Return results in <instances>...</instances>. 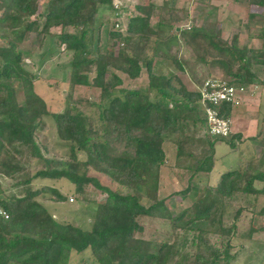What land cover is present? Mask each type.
<instances>
[{
    "label": "trees",
    "instance_id": "1",
    "mask_svg": "<svg viewBox=\"0 0 264 264\" xmlns=\"http://www.w3.org/2000/svg\"><path fill=\"white\" fill-rule=\"evenodd\" d=\"M133 1L120 0L125 8H115L116 0H0V264H69L72 252L85 251L96 264H237L244 251L243 246L236 251L233 242L241 217L255 214L254 203L264 197V140L252 160L240 159L238 165L216 171L215 144L226 138L209 136L198 91H188L171 74L153 73L152 61L165 59L162 49L170 52L182 42L195 62L174 57L172 64L190 75L196 89L208 79L264 87V49L239 48L221 39L216 9L208 3L198 14L204 15L203 23L193 27L190 22L183 30L178 10ZM132 2L139 15L125 18L123 34L104 28L99 8L115 13L122 27V14ZM249 4L264 8V0ZM57 28L59 35L51 32ZM100 29L103 37L121 42L116 53L115 43H99ZM30 33L55 38L71 53L67 104L52 114L70 162L45 157L42 119L50 114L34 91L35 78L23 68L29 53L21 45ZM144 70L149 79L144 91L120 88L121 79L111 73L135 80ZM78 86L98 90V103L85 106L86 100L72 97ZM231 110L224 104L219 116L227 119ZM166 141L175 148V168L209 178L191 205L176 214L158 198ZM227 145L235 147L232 140ZM77 153H84L85 160H77ZM59 179L74 187L78 200L92 197L89 187L105 196L103 202L91 198L87 205L89 230L57 221L37 201L49 192L54 201L67 202L52 187L38 185ZM144 219L156 220L166 230L149 234ZM252 232L250 227L246 241L257 250L244 252V264H264V247L254 244Z\"/></svg>",
    "mask_w": 264,
    "mask_h": 264
},
{
    "label": "rangeland",
    "instance_id": "2",
    "mask_svg": "<svg viewBox=\"0 0 264 264\" xmlns=\"http://www.w3.org/2000/svg\"><path fill=\"white\" fill-rule=\"evenodd\" d=\"M116 0L117 8H123L124 3H119ZM131 1V0H130ZM126 0V2H130ZM251 0H143V5L152 4L155 6L168 5L180 12L181 20L179 26L183 30L188 29L190 22L194 26H199L203 23V16H198L199 11L204 8V3L209 4V8H215V21L219 22V34L221 39L231 43L235 42L240 48L246 46L249 49L260 50L264 49V8L252 7L249 2ZM135 3V0L133 1ZM130 3L128 10L123 12L121 21L124 23L122 27H116L117 16L106 7L98 9V18L104 24L105 29H113L120 33H124L127 29V17L138 16L139 14L134 11L133 4ZM140 2V1H137ZM142 3V0H141ZM207 4V5H208ZM204 5V6H203ZM1 8L3 5L0 6ZM203 7V8H202ZM200 9V10H199ZM111 14V15H110ZM156 14H153L152 21L155 23ZM53 34L59 35L60 30L52 29ZM51 33V34H52ZM154 39V38H152ZM99 43L105 41L106 46L112 47L116 53L121 48V42L111 37H103L102 30H99ZM1 44V42H0ZM23 51L29 53V57L24 56L23 68L31 74L33 79V87L37 96L42 98L46 105V110L50 116H45L42 122L45 124L44 134L45 143L48 153L45 155L47 159H53L55 162H70L68 146L65 142L58 140L55 134V125L52 114H58L65 109L67 104V95L69 90L68 74L69 69L66 66L71 58V53L65 50L64 45H61L55 38L43 40L42 36L30 33L26 37L25 44L21 45ZM50 48V50H48ZM165 59L154 58L152 61V72L158 75L167 76L168 74L176 77L180 84H183L188 91H196V87L192 84L190 75L185 72L177 71L173 64L172 59H183L191 63L195 62V57L190 49L183 46L181 42L179 48L173 47L171 51L163 50ZM150 55V53H148ZM181 62H183L181 60ZM118 76L122 85L120 88L131 91H144L148 87V73L142 71L140 77L135 80H129L122 72H113ZM111 73L107 74V80L112 78ZM93 74H89L90 79ZM175 84V82H174ZM17 85V84H16ZM246 98L240 104L231 110L229 116L230 121V135L226 139L218 140L215 144V157L217 160L215 170L222 171L230 168L232 165H238L237 161L246 159L250 161L254 158L259 151L258 143L264 140V87L260 85H250L246 87ZM19 90V89H18ZM98 90L92 87L78 86L71 93L72 97L86 100L85 106H94L98 103ZM70 94V92H69ZM70 96V95H69ZM84 107L86 112L91 108ZM240 135V136H238ZM210 136V135H209ZM212 139H216L211 137ZM255 140L250 142V140ZM232 140L235 145L230 148L227 143ZM162 149L166 156V162L161 166L159 171V188L158 198L164 200L165 205L169 208L170 212L176 214L185 208L189 207L193 200L197 197L199 188L204 186L209 178L205 174H192L183 169L174 167L175 148L172 143L166 141ZM118 153H120L118 151ZM77 160L84 161V153H77ZM244 169L243 166L241 170ZM213 177V178H212ZM211 178L215 179V174L212 173ZM4 183V182H3ZM209 183V182H208ZM7 184L6 182L4 185ZM39 186H49L55 189L62 196L67 198V202L58 203L54 201L53 195L49 192H44L37 197L47 211L57 221L62 223H71L81 227L83 230L90 228V212L87 205L90 203L91 198L95 199L96 203L103 202L105 196L93 187L88 188L89 195L85 198L87 201L78 200L75 198V189L67 181L63 179L54 180L53 182L40 181ZM188 190L187 194H182L183 191ZM73 201L70 202L69 199ZM91 207V206H89ZM255 214H244L239 223V233L233 244L236 251L240 246H243L244 251L239 255L237 264H244L246 250H257V248H250V244L246 241L248 230L251 227L253 232L250 238L256 245L264 247V197L260 196L254 203ZM93 208V206H92ZM250 211V208H249ZM262 211V213L260 212ZM260 212V213H259ZM144 227L153 234L154 231L166 230L162 223L156 220L144 219ZM248 239V238H247ZM218 242V241H217ZM214 243V240L212 241ZM257 247V246H256ZM264 252V249H263ZM69 264H96L87 251L82 254L71 253Z\"/></svg>",
    "mask_w": 264,
    "mask_h": 264
},
{
    "label": "built area",
    "instance_id": "3",
    "mask_svg": "<svg viewBox=\"0 0 264 264\" xmlns=\"http://www.w3.org/2000/svg\"><path fill=\"white\" fill-rule=\"evenodd\" d=\"M116 6L117 4L114 5L115 8H117ZM115 26L120 27L119 22ZM197 91L200 95V105L206 120L208 134L211 137L227 138L230 135V121L228 118L224 119L219 116L218 108L224 104H229L232 108L240 106L246 98L247 89L244 86L229 85L225 81L208 79ZM69 200L71 201V199Z\"/></svg>",
    "mask_w": 264,
    "mask_h": 264
},
{
    "label": "crops",
    "instance_id": "4",
    "mask_svg": "<svg viewBox=\"0 0 264 264\" xmlns=\"http://www.w3.org/2000/svg\"><path fill=\"white\" fill-rule=\"evenodd\" d=\"M238 136H240V135H238ZM253 141H255V140H250V142H253Z\"/></svg>",
    "mask_w": 264,
    "mask_h": 264
}]
</instances>
